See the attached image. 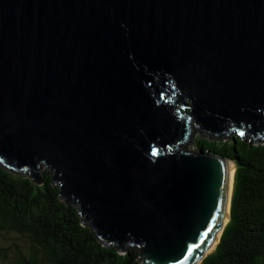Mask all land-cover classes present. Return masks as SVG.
I'll return each mask as SVG.
<instances>
[{
	"label": "water",
	"instance_id": "1",
	"mask_svg": "<svg viewBox=\"0 0 264 264\" xmlns=\"http://www.w3.org/2000/svg\"><path fill=\"white\" fill-rule=\"evenodd\" d=\"M232 129L264 136V0H0V161L141 264L219 235L237 164L191 141Z\"/></svg>",
	"mask_w": 264,
	"mask_h": 264
},
{
	"label": "trees",
	"instance_id": "2",
	"mask_svg": "<svg viewBox=\"0 0 264 264\" xmlns=\"http://www.w3.org/2000/svg\"><path fill=\"white\" fill-rule=\"evenodd\" d=\"M220 137L202 131L194 147L233 159L237 164L231 219L213 252L200 264H264V136L255 138L230 130ZM51 169L37 182L30 172L0 161V241L19 248L17 264H141L140 248L125 253L102 241L84 222L79 207L60 194ZM12 235L16 239L12 241ZM0 255L7 252L0 246ZM0 264L1 261H0Z\"/></svg>",
	"mask_w": 264,
	"mask_h": 264
},
{
	"label": "rangeland",
	"instance_id": "3",
	"mask_svg": "<svg viewBox=\"0 0 264 264\" xmlns=\"http://www.w3.org/2000/svg\"><path fill=\"white\" fill-rule=\"evenodd\" d=\"M187 101L188 102H190V100L189 99H187ZM198 134H202V133H200V132H196L195 134H194V136H193V138H192V147L196 150V151H198V149L197 148H195L194 147V143L196 142L195 141V139L197 138V135ZM46 169H48V167H46L45 165L43 166H41V171L42 170H46ZM52 174H53V172H52ZM229 222V221H228ZM21 239L20 240H18V241H16V242H18L19 244H20V246H19V248L17 249V247L15 246V245H13V244H11V243H9V244H7V243H3V242H1L0 241V246H2L3 247V251H6L7 252V257L5 258V257H3V255H0V261H1V263L2 264H17L16 263V258H17V256L16 255H18V253L20 252V250H23L24 252H27V251H29V249H30V244H31V240H30V238L27 236V238L26 237H20ZM11 239H12V241L13 240H15L16 239V235H12V237H11ZM220 242V241H219ZM218 242V243H219ZM218 245V244H217ZM217 245H216V247H217ZM129 247H135V246H129ZM128 247V248H129ZM215 247V248H216ZM127 248V249H128ZM136 248H139V247H136ZM215 248H214V250H215ZM126 249V250H127ZM214 250H212V252L214 251ZM126 252V251H125ZM125 252H121V253H125ZM211 253V252H210ZM209 253V254H210Z\"/></svg>",
	"mask_w": 264,
	"mask_h": 264
},
{
	"label": "bare ground",
	"instance_id": "4",
	"mask_svg": "<svg viewBox=\"0 0 264 264\" xmlns=\"http://www.w3.org/2000/svg\"><path fill=\"white\" fill-rule=\"evenodd\" d=\"M229 166H230V176H231V183H230V189H229V194H228V201H227V211H226V215L223 219L222 222V227L220 230L219 235L216 237V239L212 242V244L210 245L209 249L206 251V253H204V255H202L200 257V259L197 261L196 264H198L201 259L206 255L209 254L210 252H212V250H214V248L216 247V245L218 244V242L220 241L221 235L224 232V229L228 223V221L231 219V209H230V204H231V196H232V190H233V184H234V179H235V171H236V166L235 163L233 161H229Z\"/></svg>",
	"mask_w": 264,
	"mask_h": 264
},
{
	"label": "snow or ice",
	"instance_id": "5",
	"mask_svg": "<svg viewBox=\"0 0 264 264\" xmlns=\"http://www.w3.org/2000/svg\"><path fill=\"white\" fill-rule=\"evenodd\" d=\"M198 246V245H197Z\"/></svg>",
	"mask_w": 264,
	"mask_h": 264
}]
</instances>
